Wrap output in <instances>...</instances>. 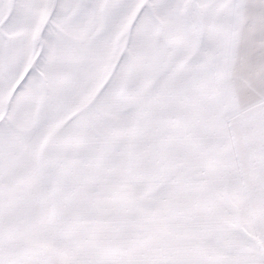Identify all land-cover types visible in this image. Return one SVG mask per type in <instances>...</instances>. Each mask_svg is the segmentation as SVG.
<instances>
[{
	"label": "snow or ice",
	"instance_id": "1",
	"mask_svg": "<svg viewBox=\"0 0 264 264\" xmlns=\"http://www.w3.org/2000/svg\"><path fill=\"white\" fill-rule=\"evenodd\" d=\"M0 264H264V0H0Z\"/></svg>",
	"mask_w": 264,
	"mask_h": 264
}]
</instances>
